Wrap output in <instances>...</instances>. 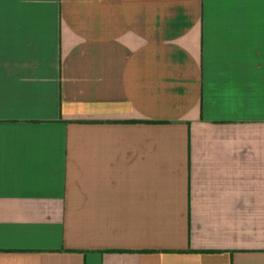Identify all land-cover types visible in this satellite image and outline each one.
Returning <instances> with one entry per match:
<instances>
[{"label":"crops","instance_id":"1","mask_svg":"<svg viewBox=\"0 0 264 264\" xmlns=\"http://www.w3.org/2000/svg\"><path fill=\"white\" fill-rule=\"evenodd\" d=\"M0 264H264V0H0Z\"/></svg>","mask_w":264,"mask_h":264}]
</instances>
